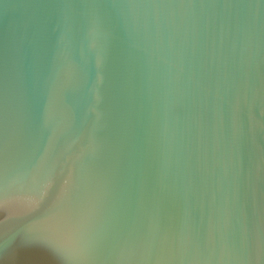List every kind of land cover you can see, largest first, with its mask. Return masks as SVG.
I'll return each instance as SVG.
<instances>
[{"label":"water","instance_id":"1","mask_svg":"<svg viewBox=\"0 0 264 264\" xmlns=\"http://www.w3.org/2000/svg\"><path fill=\"white\" fill-rule=\"evenodd\" d=\"M0 264H264V0H0Z\"/></svg>","mask_w":264,"mask_h":264}]
</instances>
